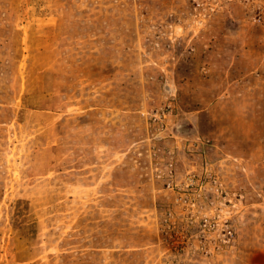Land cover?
<instances>
[{
    "label": "rangeland",
    "instance_id": "374dc122",
    "mask_svg": "<svg viewBox=\"0 0 264 264\" xmlns=\"http://www.w3.org/2000/svg\"><path fill=\"white\" fill-rule=\"evenodd\" d=\"M0 264H264V0H0Z\"/></svg>",
    "mask_w": 264,
    "mask_h": 264
},
{
    "label": "built area",
    "instance_id": "2783aa9c",
    "mask_svg": "<svg viewBox=\"0 0 264 264\" xmlns=\"http://www.w3.org/2000/svg\"><path fill=\"white\" fill-rule=\"evenodd\" d=\"M170 172H171V174H170V175H173V170H172V169H170Z\"/></svg>",
    "mask_w": 264,
    "mask_h": 264
}]
</instances>
